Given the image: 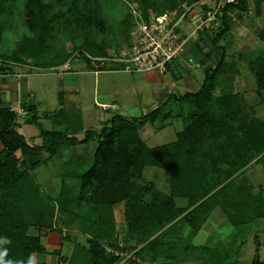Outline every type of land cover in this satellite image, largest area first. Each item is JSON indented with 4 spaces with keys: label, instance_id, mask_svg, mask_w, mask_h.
Segmentation results:
<instances>
[{
    "label": "trees",
    "instance_id": "1",
    "mask_svg": "<svg viewBox=\"0 0 264 264\" xmlns=\"http://www.w3.org/2000/svg\"><path fill=\"white\" fill-rule=\"evenodd\" d=\"M195 1L198 0H170V10L177 18L184 3ZM85 2L92 3L95 9L88 10L92 6L86 7ZM95 2L74 0L70 8L81 26L103 29L105 22L98 15ZM5 4L6 0H0V17ZM248 5L249 0H240L238 6L230 8L244 10ZM138 7L146 21L152 18L150 10L158 11L152 0H139ZM52 13L48 0H26L25 22L31 35L18 44L10 57L12 62L28 64L44 53L54 22ZM131 24L126 29L127 40L133 21ZM230 24L231 20H225L223 28L216 33H202L205 36L191 49V55L203 63L205 58L216 57L214 65L205 68L198 90L181 95L171 93L164 103L141 116L114 113L101 121L99 130L84 129L79 109L64 107L40 116L36 103L25 99L22 108L27 113L20 114L0 96V236L11 240L7 246L10 258L26 259L30 253L46 252L42 232L49 229L61 233L62 227L58 225L61 222L80 226L92 235L87 247L76 245L68 264H116L118 257L108 248L121 250L125 245L116 238L114 214L115 205L123 203L126 235L128 239H137L138 245L144 244L140 251L142 260L154 261L162 256L171 260L170 264H236L235 256L245 237L239 242L235 238L219 239L213 244L187 243L178 250L185 242L180 226L191 228L189 238L196 236L217 208L239 229L264 218V189L255 192L248 175L237 179L248 167L264 165V119L243 94L233 92V76L227 74L232 64L226 61L225 47L219 45ZM2 30L0 23V43ZM207 37H212L209 43ZM93 42L83 46L91 56L106 57L107 50L99 51ZM206 45L210 50H204ZM243 56L255 76L257 92L262 95L264 50ZM83 58L92 63L89 54ZM66 61L63 55L55 54L41 65L51 68ZM13 71L10 65H0L2 75ZM59 97L63 100L62 92ZM172 104L178 105L177 112L169 107ZM173 115L180 117L184 125L176 140L150 146L141 129ZM20 116L22 123L18 121ZM43 119L52 126L46 127ZM24 123L38 127L41 145L31 144L18 130ZM55 125L63 129H56ZM81 133L83 138L78 137ZM93 139L97 147L92 164L66 172V176L80 181L78 191L63 183L57 196L46 193L35 170L60 156L65 148ZM148 166L169 171V193L160 191L146 178ZM181 198L186 204L178 206L177 200ZM57 214L64 217L56 221ZM191 250L200 251L198 260L186 258L185 254ZM251 264H262L258 254Z\"/></svg>",
    "mask_w": 264,
    "mask_h": 264
},
{
    "label": "rangeland",
    "instance_id": "2",
    "mask_svg": "<svg viewBox=\"0 0 264 264\" xmlns=\"http://www.w3.org/2000/svg\"><path fill=\"white\" fill-rule=\"evenodd\" d=\"M48 1L52 7L54 22H52L49 38L44 45V53L30 60L31 63L21 64L19 62H12L10 58L13 52L17 49L18 44L31 35V32L25 22L26 0H6V4L0 17V23L2 24L3 29L2 40L0 43V65L7 64L17 71L26 73L24 75L22 74L23 76L21 75V77L18 78L23 98L39 103L38 112L40 116H44L47 113L51 114L63 107L61 101H65V106L68 108H76L78 110V108L81 107L84 126L86 129H96V121L98 122L109 119L114 113H121L128 116H141L142 114L151 111V109H144L143 111H136L137 113H134V111L129 110V106H131V104L136 108H139V106L142 105L140 103L141 101L143 102V100L140 96L141 93L137 94V89L134 87V80H132L128 75L126 79L123 78V75L120 73L112 75L110 72H107L108 74H106V72H102V70L115 69L131 73L147 71L126 70L123 65L114 62H108L107 68L97 70L92 63L83 58V55H91L89 53L90 51L83 45H89V42H92L93 40L95 42L92 44L96 45V49L99 51L107 50L108 55L106 57L108 58H121L129 53L133 30L136 25L133 8L138 7L139 0H95L98 7V15L105 22V27L103 29H97L87 25L81 26L77 21V16L70 8L71 3L74 0ZM152 1L154 5L158 6V11L156 9L150 10L151 17H154L159 12H168L170 15L174 16L173 11L170 10V0ZM85 6H92V3L88 4L85 2ZM94 9V6H92V8H89L88 10L91 11ZM128 16L130 17L128 18ZM127 18L129 21L126 20ZM132 21L134 23L133 28L129 39L127 40L126 29L130 25L132 26ZM192 29L193 25L188 20H184L182 22V27H178L179 31L186 33H189ZM204 36L205 34L200 35L197 41L191 39L187 43L185 50L182 53V57H191V49H193ZM211 38H205L206 42L209 43ZM189 52L190 54L188 55ZM55 54H60L67 58L64 65L51 68H45L41 65L52 59V56ZM178 64V62H175V65H177L176 67H178ZM184 66L189 67L187 64H184ZM186 67L181 68L183 79L190 73L192 75H197V73L201 74L203 72V68L201 67L199 68L195 66L196 68L192 69L191 72L188 71ZM242 68L244 67L242 66ZM94 70L101 72L96 73ZM245 74L247 75V73H244V75ZM246 75L245 77H247ZM252 76L254 77V75ZM247 80L250 84L251 78L248 77ZM183 82L184 80L182 79L178 82V85L180 86L179 88L172 89L170 85L166 88H169L170 94L175 91V93L180 95L183 92L181 89ZM96 84H98V89H96ZM159 84L160 83L152 84V86H154L153 89L155 90L156 87H160L161 84ZM252 84L253 86L255 84L254 78ZM124 88H132L133 96L132 98L130 97L132 99V101H130L131 104L128 105V102H126L128 97L125 99L121 96L122 98H118L121 100L122 107L120 103L116 102L114 103L116 104V108L114 110H104L101 106L102 104L107 106L113 103H111V101H108L107 103H99L102 100L110 98L107 96L105 99H102L104 96L103 93H108L110 90L118 92ZM32 92L36 96L30 95ZM61 92L63 93V100L58 97V93ZM250 92L251 91L247 94V99L248 101H253V98L250 99V96H256L257 94L256 92H253L251 95ZM262 93L264 94V91ZM21 109L22 108H19V111ZM257 113L264 119V104L258 107ZM43 121H45V126H52L48 120L43 119ZM160 124L161 121L159 120L156 121L154 125L148 123L141 131V134L145 136L151 146L172 140L175 138V132L182 129V123H177L178 125L175 124L171 127L158 131L156 128H158ZM55 128L57 129V127ZM25 129V135L29 139L32 132L39 130L38 127L34 125H27ZM152 133L157 134L156 136H151ZM35 138L39 139L38 136ZM96 147L97 141L95 139L86 144L70 146L71 150H66L65 152L62 151L64 154H61L63 155L61 158L58 156L49 160L46 165L40 166V169L36 172L39 176L44 175V178H46L54 175L55 173L57 174V172L59 174V172L63 173L66 170L72 171L80 168H88L92 164ZM0 148H2L1 144ZM74 152H76V154ZM78 156H81L82 162L75 160V157ZM244 175H248L255 185V192H258L260 189H264V165L254 164L251 167H248L244 170V174L240 177L238 176L237 179L243 177ZM146 178L152 181L160 191L169 193L170 174L168 170L157 166H148L146 169ZM42 180L43 189L46 192H52L49 189L53 187L45 184L44 179ZM59 180H61L60 176L58 177L55 185L56 187L53 189L56 188L58 190ZM68 182H70L72 188L77 190L79 183L76 180L72 178ZM185 204L186 202L184 200L182 205ZM179 223L182 222H178V224ZM180 227L181 238L185 242H182V245L178 248V250L184 249L187 243H195L198 245L205 243L213 244V242H216V240L219 239L228 240L235 238H237V241L239 242L243 237H245V243L241 245L237 256H235L237 261L236 264H251L257 254L260 257L262 264H264V218H257L248 223L246 228L242 227V229H239L231 224L223 216L220 209L217 208L215 212L212 213V215L205 221L203 227L199 230V233L196 236L189 238L191 228L188 225L182 224ZM136 240L137 239H129V243L124 245L123 248L116 254L118 257V262L116 264H170L172 262L162 256L154 261L140 262V260H142L140 251H142L141 248L144 244L138 245ZM185 255L188 260H198L200 257V251L191 250V252H187ZM186 264L193 263L189 262Z\"/></svg>",
    "mask_w": 264,
    "mask_h": 264
},
{
    "label": "crops",
    "instance_id": "3",
    "mask_svg": "<svg viewBox=\"0 0 264 264\" xmlns=\"http://www.w3.org/2000/svg\"><path fill=\"white\" fill-rule=\"evenodd\" d=\"M249 3L252 4V6H253V10H252L251 14H249L248 16H246L244 18H240L238 20H232L231 24H230L229 31L224 36V38L221 40L219 45L225 47L226 61L228 63L232 64V67L230 70H228L229 72L227 74H231L233 76L232 77V79H233V83H232L233 84V92L243 94L246 97L247 102L249 104L253 105L258 111V107L260 105L264 104V94L260 95L257 92L256 80H255V84L253 86L252 82H253V78L255 79V76L254 77L252 76L254 74L250 70V68L248 66L247 59L245 58V56H243V54L253 52V51L264 50V0H249ZM249 16H251V17H249ZM204 50L205 51L210 50L209 46L206 45ZM189 54H190V52L188 53V55ZM191 57L196 61V59L194 58L193 55H191ZM177 62L179 63L178 67H176L177 65H175V63H174L172 70L165 73V74H161V73H158L156 71L131 73V72H127V71L119 70V69L102 70V72L103 73L106 72V74H108L107 72H110L112 75L120 73L123 75V78H126V79H127V75H128L132 80H134V87H136V89H137V94L141 93L140 96H141L143 102L141 101L140 104H142V105H140L139 108H136L130 102V101H132L131 98L133 96L132 88L131 89L130 88H128V89L124 88L123 90H120L118 92L115 90H113V91L110 90L108 93H103L104 96H103V98L101 97L102 99H105V97H107V96L110 98L107 100H102L99 103H107L108 101H111V103L118 102L121 104V107H122V103H121V100L119 98L124 97L126 99V97H128V100H126V102H128V105L131 104V106H129V110L134 111V113L136 111H143L144 109H146V110L147 109H151V110L155 109L160 104L164 103L166 101V99L168 98L167 96L170 95L169 88H166V87L167 86L169 87V85H170V87H172V89L179 88L180 86L178 85V82L181 79L184 80L183 84L181 85V87H182L181 89L183 90V92L181 94H185V93H189V92L198 90V88L200 87V85L204 79L205 68L213 66L214 63L216 62V57L212 56L211 58H205V63L197 60V62L199 63V66H196V67L203 68V72L201 73L202 75L200 73H197V75H192L190 73L184 79H183V75L181 74V68L182 67L185 68L186 66H184L183 61H181V60H179ZM242 66L244 68H242ZM196 67H193V68L186 67V69H188V71L191 72L192 69H195ZM240 68H242V69H240ZM95 72L98 73L101 71H95ZM244 73H247V75L245 74L247 77H245ZM22 74L24 75L26 73L17 71L15 69L10 74H6V75L0 74V96L3 98V100L6 104H10L16 110H19V108H22L23 102L26 99V98H23V96H22V93L20 91V82L18 79L21 77ZM227 74L225 73V75H224L225 78L227 77ZM248 77L251 78L250 84L247 82ZM61 78H63V77H61ZM154 83H160L161 86L156 87L154 90L153 89L154 86H152V84H154ZM97 87H98V84H96V89H98ZM249 91H251L250 92L251 95L253 92H256V94H257L256 95L257 97L253 96V95L250 96V99L253 98V101H248V99H247V94ZM172 93H175V91ZM59 94L60 93H58V97H59ZM30 95L36 96L33 92ZM262 96H263V98H262ZM35 103L37 105V110H38V106H39L38 104L39 103H37V102H35ZM61 103L63 104V107H61V108L66 107L65 101H61ZM169 107L173 108L177 112V108H178L177 104H172ZM78 109L80 110V112L82 114V118H83V112H82L81 107ZM54 112H52V113H54ZM102 121H105V120H102ZM177 123H180V124L182 123V129H179L175 132V138H173L172 140H169V141L159 143L157 145L172 142V141L176 140L177 133L182 131L183 126H184L182 119L176 115H173L169 119L161 122V124L158 126V128H156L158 131H161L163 129L171 127ZM27 125L30 126L33 124H25L24 123L18 127V130L24 135H25V131H26L25 127ZM83 125H84V119H83ZM152 125H154V124H152ZM161 125H163V126H161ZM95 126H96V129H100L102 126L101 121H98V122L96 121ZM46 127H48V125H46ZM55 127H57V129H63V126H60V125H55ZM84 129L87 130L85 128V126H84ZM142 129H141V131H142ZM156 134L157 133H152L151 136H153V135L156 136ZM147 135H149V134H147ZM37 136L39 137V139L35 138ZM78 137L83 138L84 133L78 134ZM142 137L146 140L145 136L142 135ZM26 138L28 139V141L31 144L41 145L43 142L42 137L39 134V130L36 132H32L30 139L27 136H26ZM147 143H148V141H147ZM0 144H1V142H0ZM84 144H86V143H84ZM0 149H2V148H0ZM66 150H71V148L70 147L65 148L63 150V152H65ZM74 153L76 154V152H74ZM61 154H64V153H61ZM61 154L59 156L60 158L63 156ZM75 158H76L75 160L82 162L81 156H78ZM50 160H52V159H50ZM46 164L47 163H44L42 165L44 166ZM61 164H60V167H61ZM39 169L40 168H37L34 173H35V176H36L37 180L39 181L42 189H43V182H42L43 180L42 179H44L45 184H48V185H50V187L54 188V187H56L55 185L57 183L58 177L59 176L61 177V180H59L58 190L56 188L55 189L50 188L49 190L52 192H46L43 189L46 193L50 194L51 196H57L58 195V193L60 191V187L63 183H66L69 186H71L70 182H68V181L71 180L72 178L80 184V181L78 179L71 177V176H66L67 171L72 172L74 170H72V171L66 170L63 173L59 172V174L57 172V174L55 173L54 175H51L49 177L44 178V175L39 176L37 174L36 171ZM145 175H146V172H145ZM73 189L75 192H77L79 189V185H78L77 190L75 188H73ZM183 201H184V199H182V198L178 199L177 205L182 206ZM124 207L125 206L123 203L116 204L114 207V214H115V219L117 222V224H116V234H117L116 238H118L121 243L126 245L129 243V239L127 238L126 230H125L126 223H125V216H124ZM215 210L213 211V213L215 212ZM60 216H63V215L57 214L56 221L60 220L59 219ZM60 223H58V225L62 227L61 233L58 231L49 230V229L44 230L42 232L41 239H42L43 244L46 247V252L35 253L39 259V262H45L48 264H68L70 257L72 256V254L75 251L76 245L80 244V245H85L86 247L88 246V244H89L88 239L91 238V236H92L90 232L83 231L80 228V226H74V225L72 226L69 223L68 224L67 223L66 224H60ZM108 250L114 251L115 254H117L120 251L117 249L111 250L110 248H108ZM145 261H150V260H140V262H142V263Z\"/></svg>",
    "mask_w": 264,
    "mask_h": 264
},
{
    "label": "built area",
    "instance_id": "4",
    "mask_svg": "<svg viewBox=\"0 0 264 264\" xmlns=\"http://www.w3.org/2000/svg\"><path fill=\"white\" fill-rule=\"evenodd\" d=\"M239 4L240 0H198L184 3L177 18L166 12L149 21L143 18L139 7L133 8L136 25L129 53L121 58L89 57L97 70L107 68L108 62L121 64L130 71L155 70L162 74L171 71L173 64L179 60L191 68L199 66L192 57H182L187 43L191 39L197 41L204 32L216 33L223 28L225 20H238L251 14L253 6L250 3L244 10L230 8ZM184 20L193 25L189 33L178 30ZM101 106L104 110L116 108L114 103ZM19 113L27 112L22 108ZM18 121L23 122L22 116Z\"/></svg>",
    "mask_w": 264,
    "mask_h": 264
},
{
    "label": "clouds",
    "instance_id": "5",
    "mask_svg": "<svg viewBox=\"0 0 264 264\" xmlns=\"http://www.w3.org/2000/svg\"><path fill=\"white\" fill-rule=\"evenodd\" d=\"M11 244L10 238L0 236V264H40L35 253H30L26 259H12L9 257L8 245Z\"/></svg>",
    "mask_w": 264,
    "mask_h": 264
}]
</instances>
